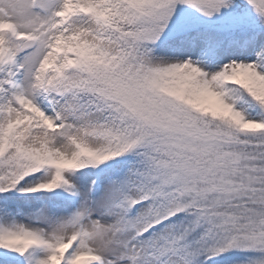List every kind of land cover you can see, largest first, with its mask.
I'll use <instances>...</instances> for the list:
<instances>
[{
  "label": "snow or ice",
  "instance_id": "1",
  "mask_svg": "<svg viewBox=\"0 0 264 264\" xmlns=\"http://www.w3.org/2000/svg\"><path fill=\"white\" fill-rule=\"evenodd\" d=\"M0 264H264V0H0Z\"/></svg>",
  "mask_w": 264,
  "mask_h": 264
}]
</instances>
